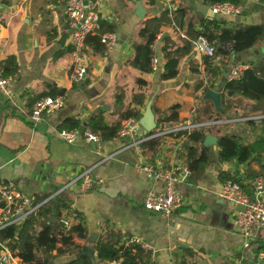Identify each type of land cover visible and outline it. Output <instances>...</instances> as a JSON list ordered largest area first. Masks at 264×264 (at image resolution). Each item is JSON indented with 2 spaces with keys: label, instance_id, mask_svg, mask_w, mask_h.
<instances>
[{
  "label": "crops",
  "instance_id": "1",
  "mask_svg": "<svg viewBox=\"0 0 264 264\" xmlns=\"http://www.w3.org/2000/svg\"><path fill=\"white\" fill-rule=\"evenodd\" d=\"M99 1L101 20L113 27L117 43L107 55H95L86 47L76 60L69 46L66 0H0V63L7 75H17L7 92H0V183L15 184L31 207L59 200L81 214L87 239L75 238L81 247L78 254L57 257L53 264H69L86 257L81 256L86 247L96 251L98 260V244L114 241L118 248L129 247L134 246L129 243L134 238L150 246L145 251L150 264H264V228L256 231L251 241L244 239L236 225L237 208L222 198L223 186L230 180L239 181L253 196L254 181L264 177V156L246 164L222 163L217 145L209 150L210 163L202 176L191 178L183 149L187 140L170 133L195 119L199 108H215L213 102L204 99V88H198L206 67L195 51L181 62L176 79L161 81L167 63L164 48L182 45L180 32L186 33L188 28L162 27L152 46L159 62L156 71L143 73L133 66L134 45L140 43L139 33L148 20L166 10L173 13L184 9L185 24H195L193 31L199 32L203 30L202 21L210 18L199 14L197 6H211L206 0H173L172 10L154 0H142L146 16L140 20L136 16L137 0ZM239 5L244 9L241 16L217 17L226 22V28L264 25V0H239ZM236 58L238 67L246 71L259 67L264 62V40L256 48L233 56L230 68ZM77 67L84 68L86 76L76 87L71 77ZM155 94L152 109L157 128L143 145V152H121L97 166L92 172L93 186L86 192H81V183L62 191L101 159L98 148L82 138L75 144L62 141L59 127L63 122L78 120L82 124L79 132L95 118L112 126L129 108L140 111V122ZM223 94L221 102H226ZM58 96L66 97L64 107L44 115L41 123L34 125L30 116L35 103ZM135 97L138 100L134 103ZM229 101L236 108L227 116L244 114L253 104L240 96ZM174 107L177 118L168 122ZM238 123L222 129L220 135L236 136L245 145L262 137L255 127ZM138 135L146 138L141 131ZM128 142L119 137L104 141L102 152L106 156L117 153ZM145 163L174 171L180 180L178 188L185 206L171 220L144 209L146 195L163 188L139 170Z\"/></svg>",
  "mask_w": 264,
  "mask_h": 264
},
{
  "label": "trees",
  "instance_id": "2",
  "mask_svg": "<svg viewBox=\"0 0 264 264\" xmlns=\"http://www.w3.org/2000/svg\"><path fill=\"white\" fill-rule=\"evenodd\" d=\"M153 3V1H152ZM210 6L217 4L239 5V0H206ZM187 12L179 9L170 13L164 11L160 17L148 20L144 28L139 33L140 43L134 45L135 58L133 66L143 73H152L151 67L154 54L152 46L157 41L161 29L164 26L178 25L182 30L187 27L186 35L188 40H182V45H167L163 52L167 61L165 70L161 76V81L167 82L174 80L179 75L181 62L189 58L194 53L193 42L199 37L204 36L213 45L215 54L213 58H203V64L206 67L204 79L199 83L198 88H204V94L214 90L220 83L232 65V57L242 55L259 46L264 40V25L238 27L234 29L226 28V22L219 18L205 20L203 30L193 31L194 25L185 24ZM105 33L114 34V29L110 24L101 20V31L98 35L91 37L86 47L91 49L95 55H104L105 46L101 43L102 35ZM264 62L259 67H250L244 72L243 77L238 81L227 82L221 93L224 94L227 101L222 100V110L220 113L216 107L199 108L196 111L195 119L192 122H214L219 120L248 119L238 124L255 127L261 131V138L254 143L245 145L243 141L230 134L220 135V131L230 127L232 124L222 125L220 127H209L206 129L193 131L191 133L178 132L177 138H185L187 141L183 147L186 152L187 167L190 171V177H201L204 169L210 163V148L204 147V141L208 134H214L218 137L219 160L222 163L237 161L239 164H246L252 160H259L264 156V119L254 120L253 117L264 116ZM5 72L6 69L4 68ZM194 72L198 73L196 69ZM139 84H144L140 81ZM76 87L78 86L75 85ZM229 95V97H228ZM240 96L244 100L253 104L244 114L227 116L231 110L236 108L231 97ZM135 97L133 102H137ZM208 103V101L206 102ZM172 114L166 121L171 122L177 118V107L171 109ZM141 114L137 108L126 110L120 118V121L109 126L100 118H95L88 126L93 133L99 135L103 141H110L118 138L123 122L129 119L140 120ZM82 124L76 119H67L59 127L60 131L80 130ZM260 162V161H259ZM229 181V180H227ZM239 184V181L230 180ZM54 200V199H53ZM2 204H0V208ZM54 209L56 211H54ZM73 214L70 207L59 200L56 204L51 200L47 204L39 207L34 215L29 217L22 225H13L0 231V243L6 246L15 257L19 258L22 264H53L55 259L60 256L76 255L81 247L76 245L75 238L87 239V229L81 214L76 217L79 223H73L69 229H66L60 222L58 224L50 223V218L55 217L61 220L63 213ZM56 213V216L53 215ZM118 243L108 241L97 245L98 260L100 262L122 261V264H150V258L147 252L138 246H121ZM56 252V255L54 253ZM69 264H93L86 257H80Z\"/></svg>",
  "mask_w": 264,
  "mask_h": 264
},
{
  "label": "built area",
  "instance_id": "3",
  "mask_svg": "<svg viewBox=\"0 0 264 264\" xmlns=\"http://www.w3.org/2000/svg\"><path fill=\"white\" fill-rule=\"evenodd\" d=\"M156 3L164 5L166 8L175 10L172 6L173 0H154ZM86 2L87 5L85 4ZM101 4L99 0H66L65 16L66 23L70 28L69 46L72 54L76 60L79 59L80 54L85 50L88 40L96 36L101 31ZM211 12L220 18L238 17L244 12L241 5L234 4H217L210 7ZM181 39L188 40L185 32H180ZM101 43L105 46V53L107 55L116 45L117 36L112 33H105L102 35ZM194 50L198 56L203 58H213L215 49L213 45L204 36H199L194 42ZM159 62L154 57L151 63L153 71L158 69ZM243 67H235L232 70L229 82L240 80L245 72ZM86 76L84 68L77 67L72 74V82L75 85L81 84ZM17 75L9 76L6 74L3 66L0 63V92L6 93L7 89L16 80ZM66 97H46L35 103L32 109L30 120L34 125L41 123L44 115L52 114L65 105ZM254 120L264 119V116H257L252 118ZM248 120V119H247ZM246 120H219L214 122L196 123L190 122L171 131V134L178 132L191 133L206 129L209 127H220L227 124H236ZM140 124L138 120L129 119L125 121L119 132L118 137L122 140H129L124 145L121 151L104 155L102 152L103 139L86 128L82 132L78 130L67 131L60 133L62 141L68 144H75L80 138L87 143L94 144L98 148L101 156L100 162L93 168L85 170L81 175L72 180L65 188L72 187L75 184L81 183V192L90 190L93 186L92 172L100 165H103L113 160L119 153L126 151H134L141 154L143 152V145L147 143L150 138L139 137L138 131ZM139 170L143 172L148 178L156 183H161L163 188L159 192H150L146 195L144 200V209L147 212L161 215L167 220H171L176 213H178L184 206L185 200L178 185L180 180L174 171L162 170L156 168L154 165L145 163L139 166ZM254 193L249 196L242 186L236 182H226L223 186L222 198L237 208L236 225L240 235L251 241L255 232L264 228V177L257 178L253 183ZM0 202L2 207L0 209V231L10 226L18 225L22 219H28L36 213L39 207H31L30 200L27 199L13 183H0ZM66 213L59 221L66 229H69L73 223H79L76 214ZM131 245L140 247L143 251H149L150 246L140 239L134 238L129 241ZM249 245H246L248 247ZM0 264H22L14 254L2 243H0ZM98 264H122V261L99 262Z\"/></svg>",
  "mask_w": 264,
  "mask_h": 264
},
{
  "label": "water",
  "instance_id": "4",
  "mask_svg": "<svg viewBox=\"0 0 264 264\" xmlns=\"http://www.w3.org/2000/svg\"><path fill=\"white\" fill-rule=\"evenodd\" d=\"M87 3L88 2H86L85 4L87 5ZM197 7H198L199 14H201L203 17L210 18V19H216L217 18L211 12L209 6L198 5ZM136 16L140 20L145 19L146 14H145V11H144V8L142 5V0H137ZM238 64H239V60L236 58V60L233 64V68L237 67ZM233 68H230L227 71V73L222 77L220 83L216 86V88L214 90L210 91L208 94H206L204 96L205 100H208V101H211L214 103L217 111L220 113L223 112L222 103H221V90L224 88L225 84L229 81ZM156 95L157 94H155L151 98V100L149 101L148 106L146 108V112H145L143 118L141 119V121L139 122V124H140L139 131H141V133L146 137L152 136V134L156 131V128H157L155 116H154L153 109H152ZM217 145H218V139L216 137L208 134L205 138V141H204V147L211 148V147H214ZM51 222L53 224H58L59 220L57 218L53 217V218H51ZM95 253H96V251L94 249H92L91 247H86L83 249L81 256H86L92 260H96L97 261L96 263L98 264L100 261L96 259Z\"/></svg>",
  "mask_w": 264,
  "mask_h": 264
}]
</instances>
